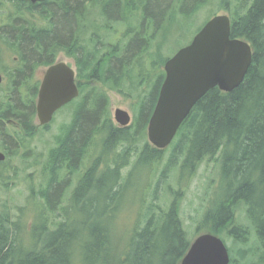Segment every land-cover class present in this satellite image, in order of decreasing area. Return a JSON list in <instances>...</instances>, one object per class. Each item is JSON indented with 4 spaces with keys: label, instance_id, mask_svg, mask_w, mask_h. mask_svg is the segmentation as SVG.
<instances>
[{
    "label": "trees",
    "instance_id": "16d2710c",
    "mask_svg": "<svg viewBox=\"0 0 264 264\" xmlns=\"http://www.w3.org/2000/svg\"><path fill=\"white\" fill-rule=\"evenodd\" d=\"M208 1L54 0V6L45 3L47 7L40 10L46 18V11L53 7L51 30L37 29L33 20L37 8L29 2L8 0L12 9L0 11V30L6 17L9 57L19 61L12 60L14 68L7 72L0 100V151L6 155L0 163V183L8 186L5 176L11 158L23 149L28 151L21 155L24 161L32 154L31 142L38 131L34 126L38 85L28 76L35 64L50 65L53 52L55 59L70 42L73 51L83 22L108 32L113 29L111 23L122 21V26L129 23L128 27H133L134 37L124 56L110 57L107 72H101L118 76L133 56L164 46L165 37L159 38L164 22L170 23L175 14L190 19ZM233 1L221 0L231 14V37L245 40L253 48L250 70L238 88L223 92L216 87L193 108L154 183V201L141 215V224L127 238L118 243L114 239L131 177L123 175L124 168L131 156L156 164L163 155L148 144L140 153L137 144L132 145L145 138L154 94L135 112L130 129H117L107 97L93 93L62 127L43 165L48 181L40 197L53 219L39 211L30 227L22 216L12 219L8 212H0V264H181L191 245L180 216L183 185L206 163L218 166L220 184L200 234L227 236L232 241L228 246L230 264H264V0ZM12 121L19 130L15 126L10 129ZM97 145L102 155L84 171L85 147L89 159ZM172 175L179 189L169 184L168 194L161 196L165 206L157 203V193ZM73 176L77 185L70 204L59 210L63 190ZM52 224L56 228L50 229Z\"/></svg>",
    "mask_w": 264,
    "mask_h": 264
},
{
    "label": "rangeland",
    "instance_id": "374dc122",
    "mask_svg": "<svg viewBox=\"0 0 264 264\" xmlns=\"http://www.w3.org/2000/svg\"><path fill=\"white\" fill-rule=\"evenodd\" d=\"M6 2V0H0V11H2V9L5 10L7 7L8 9H12L11 3L8 2L7 4ZM233 5L234 3L231 4V6ZM219 14H228L231 16L230 11H227L224 8L221 0H209L208 3L190 19H186L185 17L177 16V14H175L170 20V23L164 22L162 30L159 33V38H161V40H163L164 37L166 39L164 46H162V58L160 61L162 60L165 62L167 59L173 57L178 50L189 45L195 35L200 31L199 29L203 27L212 17ZM0 15H2V12H0ZM116 22L117 21H115V24ZM111 24L113 26L115 25L113 23ZM155 52L156 49L152 48L144 55L146 59L151 61L150 69L143 67V69H146L143 73L148 77L149 85L151 84L149 82L150 79L154 80L155 77L164 72L162 65H160L155 58ZM0 57V69L11 65L13 57H9V52H7V54L0 52ZM60 58L63 60L66 59L63 56ZM45 69L46 68H43L41 70ZM40 71L38 72V75L40 74ZM3 88L4 86H0V100ZM148 92L149 89L147 93ZM110 99V114L112 119H114L115 112L118 109H121L129 112L132 116V121L134 120L135 108L134 104L132 105L130 100H126L120 95L114 94H111ZM71 114V108H64L55 116L53 122L49 125L47 130L42 128L38 129L37 135L31 142L32 154L28 160L24 161L21 158V155H23L24 152H28L24 149L11 158L9 161L10 170H8L7 175L5 176L8 186L0 183V212H8L12 219L22 216V220L28 221L30 227L33 225L35 215L39 213V211L43 214H49L51 219L52 213L48 212L47 205L40 197V193L46 188L48 181V176L43 172V165L45 161H47L49 151L56 145V138L61 132L62 127L70 122ZM12 123L13 122H9L10 129L14 127ZM38 123L39 122L36 119L34 126L38 127ZM115 124L117 125L116 122ZM134 144H137V147H139L138 153L144 149L145 144L152 147L148 141L147 135H145L143 140L134 142L132 145ZM173 146L174 142L170 145V147L163 151L162 158L156 164H152L150 162L148 163L146 161L140 162L138 156H131L128 165L124 168L123 175L125 177L131 175V177L128 184V192H126L124 196V202L126 204L122 207V211L115 223L114 239H118L117 243L120 239L123 240V238H127V234H129L138 223L141 224V215L145 213L148 205L154 201V183H156L161 177V172L164 170L165 165L168 162ZM101 153L100 146L97 145L94 149L93 155L89 157L87 163L89 168L93 166L95 161L99 160L102 155ZM105 157H108V155ZM83 170H85V166L83 167ZM173 175L168 180V183H162L160 185L161 188L157 193L160 196V200H158L157 203L166 206L163 202L164 200H161V196H163V193L168 194L169 184H172V186L175 187V190L179 189ZM191 178L192 179L189 177L188 183H184L183 185L185 196H183L180 200V216L183 221L185 231L187 232L188 239L192 243V241L198 237L201 232H203L199 230L201 229L200 227L202 226L204 215L207 209L211 208L214 204L216 197H218L217 192L219 191L218 187L220 184L219 168L218 166H215L214 163L203 164L197 173ZM76 182L77 179L73 178L72 183H67L63 190V196L59 202L61 206H57L59 210L62 209V207L65 208L69 206L72 198V192L77 185ZM78 210L80 211L81 209ZM59 213L60 211H57V214ZM81 215L82 219L86 218L85 212H81ZM49 224L50 220L48 225ZM49 227L50 229H54L56 228V225L52 224ZM221 238L225 241L227 246L232 245V241L227 236L223 235Z\"/></svg>",
    "mask_w": 264,
    "mask_h": 264
},
{
    "label": "water",
    "instance_id": "95a60500",
    "mask_svg": "<svg viewBox=\"0 0 264 264\" xmlns=\"http://www.w3.org/2000/svg\"><path fill=\"white\" fill-rule=\"evenodd\" d=\"M43 0H30L37 3ZM229 15L211 18L192 42L165 64L166 78L148 126V140L156 149H167L196 104L212 89L232 92L245 80L253 62V48L232 38ZM75 73L64 63L51 66L43 79L37 100L40 126L49 125L55 113L75 99ZM3 77L0 75V84ZM121 127L131 123L128 112L118 109ZM6 155L0 152V163ZM181 264H230L228 246L218 235L206 232L196 237Z\"/></svg>",
    "mask_w": 264,
    "mask_h": 264
},
{
    "label": "flooded vegetation",
    "instance_id": "af4514ba",
    "mask_svg": "<svg viewBox=\"0 0 264 264\" xmlns=\"http://www.w3.org/2000/svg\"><path fill=\"white\" fill-rule=\"evenodd\" d=\"M6 1H7L6 3L8 4V0ZM25 1L29 2L30 5L37 8L35 10L34 19H33L34 23L37 26V29L38 28L40 29L48 28V29L53 30V20H52V15H51L52 13L51 11L54 10L53 7L49 9L50 12L46 11V18H45V14H43L42 11L40 10L41 8L43 9L44 7H47L46 5H44L45 3H48V7H49V4L54 6V0H43V1H39L34 4L30 2V0H25ZM4 11L8 13L11 11V9H8L7 7ZM6 19L7 18L5 17V19L2 20L4 22L1 25V30H0L1 34L4 37V40L0 41V52L5 53V54H7L8 46H9V43L6 41V38H7L6 32L4 31V29L7 27ZM121 22L122 21H119V22L117 21L116 22L117 24L113 26L112 31L110 30L108 32L103 29L100 30L99 28L93 29L87 23L83 22L80 26V30L78 34V37H80V41L74 44L75 49H73V51H72V42H70L67 45H65L66 48L64 49V51L61 50L57 54L55 59H54V52H53V54L51 55L50 61L51 62L54 61V62L51 63L50 65H45L43 64V62H41V63L35 64V66L32 67L28 77H33V84L38 85L36 105H35L36 106V119H37L38 94H39L43 79L46 75L47 70L51 66L59 64V63L66 64L68 67H70L74 71L75 73L74 82H75V86L78 89L79 95L75 99H73L71 102H69L67 105H65L60 110H58L55 113L53 120L60 111L68 107V108H71V111H72L71 120H70L71 122L75 110H77V108L79 107L81 108L82 106H85L87 104L88 96H91L93 93H98V94H101L107 97L109 101V110L111 109V99H110L111 94L120 95L122 98L126 100H130V102H132V105L134 104V108H135V110L133 108L134 112H138L140 109H142L143 107L142 102L144 101V99H147L148 97H151L152 94H154L153 106L150 108V119H151L153 112L155 110V107L157 105L158 99H159L161 88L166 78L165 64L170 58L167 59L164 62V64H161L159 61L162 58L161 57L162 47H159V51L156 50L155 58L157 59V62L160 65H162L164 72L160 73V75L155 77L154 80L150 79L149 81L151 83L150 85L148 84V77L144 75L143 73L146 69H150V66H151V61H149L148 59L144 57V55L146 54V51L139 53L140 56L139 55L137 57L133 56L131 60L129 61V63L123 66V69L120 75L107 76L106 74H102L101 72L106 73L109 68V58L113 56H116L117 58L118 57L121 58L122 56H124L127 48L129 47L131 43L130 42L131 39L134 37L133 35L134 33L130 31V30L133 31V27H128L129 23L126 27L122 26ZM156 49H157V46H156ZM61 56L65 57L66 59L64 60L61 59L60 58ZM13 59H14L13 60L14 62L18 63L19 61L18 57H13ZM0 61H1V57H0ZM143 67H145L146 69L145 68L143 69ZM13 68H14V65L11 64L8 67H4L0 69V75L3 77V81H2V84H0V86L5 87V85L7 84L6 77H8L7 72H9L10 70H13ZM43 68H46V69L41 70ZM39 71H40V74L38 75ZM161 77H164L163 80ZM148 89H149V92L147 93ZM150 119H149V122H150ZM111 120H112L113 126L116 127L117 129H130L134 123V120L132 121V116H131V123L127 127L120 126V124L115 119V114H114V119L111 118ZM115 122L117 123V125L115 124ZM149 122L146 127L145 134H144V135H147V138H148ZM49 125L40 126L38 123L37 129L42 128L44 130H47L49 128ZM13 126L19 129V126L17 125L16 122H13ZM93 153H94V148L91 149V156L93 155ZM83 160H85L84 161L85 165L83 164V167L85 166V170H86L87 163L89 160L87 147H85ZM80 173L83 174L82 169ZM70 183H72V179L69 180L68 184Z\"/></svg>",
    "mask_w": 264,
    "mask_h": 264
}]
</instances>
